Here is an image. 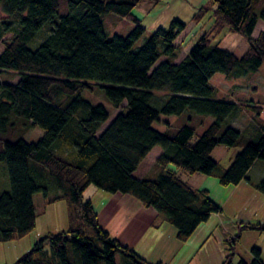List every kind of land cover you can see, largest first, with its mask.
Here are the masks:
<instances>
[{
  "label": "trees",
  "instance_id": "trees-1",
  "mask_svg": "<svg viewBox=\"0 0 264 264\" xmlns=\"http://www.w3.org/2000/svg\"><path fill=\"white\" fill-rule=\"evenodd\" d=\"M146 0H0L7 15L0 22V71L20 74L17 82L0 80V168L10 188L0 190V241L32 232L37 213L34 195L46 203H67L69 229L38 240L14 264H166L151 262L113 237L85 191L91 185L111 194H129L177 229L188 242L211 216L223 208L208 189L195 188L170 168L217 177L223 186L248 180L258 160L264 161L263 107L218 99L211 82L217 73L240 78L264 65V0H210L195 13L200 22L212 12L214 24L187 55L175 42L187 23L174 19L137 46L146 29L134 14ZM69 12L63 14L61 9ZM114 13L137 26L126 36L109 38L103 16ZM60 18V20H57ZM49 22L50 34L37 48L29 44ZM224 30L243 35L250 46L238 56L213 43ZM13 33L11 39H4ZM103 89L115 109L87 100L82 92ZM169 92L156 103V91ZM126 103L123 105V103ZM123 105V106H122ZM251 110L252 122L242 130L225 126ZM211 115L215 121L203 134L192 124L154 127L161 114ZM191 119V118H190ZM44 135L24 139L28 128ZM241 148L226 168L212 154L217 146ZM156 174L135 172L156 147ZM2 164V165H1ZM50 186L56 193L50 195ZM264 194V178L256 186ZM222 264H264L261 250L234 262L236 243L245 230H264V223L241 222Z\"/></svg>",
  "mask_w": 264,
  "mask_h": 264
},
{
  "label": "rangeland",
  "instance_id": "rangeland-1",
  "mask_svg": "<svg viewBox=\"0 0 264 264\" xmlns=\"http://www.w3.org/2000/svg\"><path fill=\"white\" fill-rule=\"evenodd\" d=\"M210 0H146L134 9V14L141 20L142 26L146 29L137 46H142L150 37L152 32L163 27L168 28L174 19H179L187 23V28L176 40V44L181 46L182 51L178 60L183 59L189 50L195 45L200 37L209 32L214 24L212 12H208L200 22H194L193 17L199 8L207 6ZM63 14L69 12L68 8L63 6ZM6 14L0 7V22L6 18ZM60 20V18H57ZM104 27L109 38L116 36L126 37L137 24L126 17L114 13H106L103 16ZM53 23H47L37 34L36 38L29 44L32 49H37L46 37L50 34ZM13 33H8L4 39H11ZM213 43L220 47L232 51L238 56H242L250 44L241 34L232 33L224 30L221 34L213 38ZM5 49V45L0 43V54ZM20 74L15 71L1 72L0 80L8 82H17ZM211 82L218 88L217 98L231 100L238 103L256 104L263 107L261 118L264 120V65L257 70L249 71L240 78H228L223 73H217ZM167 91H156V103L163 102L164 97H168ZM82 95L93 103L104 104L113 112L112 121L120 109H115L113 103L108 99L103 89L95 87L94 91L85 90ZM126 104L125 102L123 105ZM122 105V106H123ZM256 113L251 110L242 112L238 118L229 119L225 126H233L243 131L245 125L252 122ZM191 118V119H190ZM215 121L211 115H196L186 112L184 115H164L161 114L160 121L154 123V127L161 132H165L169 125L182 126L192 124L196 127L198 134H203L208 127ZM44 135V130L40 127L28 128L24 132V139L29 142L38 141ZM162 147L156 146L140 165L137 176H153L156 174V158ZM241 148H232L220 145L213 151V158L219 161L224 167L228 168L235 159ZM2 165V164H1ZM170 168L178 171L181 177L189 185L208 189L211 197L223 208L221 213L211 216L209 221L199 227L198 235H195V241L183 242L187 244V253L183 250L175 258L173 264H178L183 255H191V264H222L226 255L229 254V243L232 238L240 233L239 225L241 222L264 223V194L257 189V185L264 178V161L258 160L251 171L248 180H244L242 185L223 186L219 179L214 176L203 173L188 174L179 170L171 164ZM10 188V181L6 168H0V190ZM50 195L56 193L50 186ZM96 190V191H95ZM108 196V192L91 185L85 191V197L93 199L97 207L102 203L103 197ZM34 204L37 213V222L35 229L22 238L8 242L0 241V264H14L27 251L32 249L34 244L49 233H59L69 229L67 203L64 200L47 204L43 192L34 195ZM154 210V209H153ZM164 222V231L170 241L176 242L175 253L182 246L181 241L175 239L177 229L170 223L163 221L162 217H157L156 223ZM206 235V236H205ZM197 236V237H196ZM205 236L202 243H197L199 237ZM177 240V241H176ZM192 242V243H191ZM191 244V245H190ZM186 246V245H185ZM256 247L261 250V258L264 261V230H245L241 233L240 240L236 243V255L234 262L237 263L241 258L250 261L253 258L252 249ZM175 253H170L167 259H173ZM156 258L155 263L161 261Z\"/></svg>",
  "mask_w": 264,
  "mask_h": 264
},
{
  "label": "crops",
  "instance_id": "crops-1",
  "mask_svg": "<svg viewBox=\"0 0 264 264\" xmlns=\"http://www.w3.org/2000/svg\"><path fill=\"white\" fill-rule=\"evenodd\" d=\"M161 153L162 151L158 152L157 158ZM256 164L257 162L251 168L248 175H250ZM138 177L142 178L144 176ZM243 182L244 180L236 185L235 188L237 189V186L242 185ZM102 197L103 201L98 207L95 205L93 199L91 197L89 198L93 201L99 214L101 225L108 230L113 237L118 238L123 244L133 247L147 260L156 262L154 261L156 258H161L159 262L173 264L175 258L181 254V251L184 250L187 253L189 246L187 247V244L183 242H181L182 246L179 247L175 253L176 242L170 241L166 230L164 231L166 227L164 226V222L161 224L156 223V219L159 216L154 208L145 207L137 198L129 194L110 193L108 196L102 194ZM198 231L199 229L196 233H198ZM196 233L190 241H195L194 237L198 235ZM205 236L199 237L197 243L201 244ZM175 239H177V231L175 232ZM170 253H175V256L171 260L167 259ZM190 256L191 255L181 256L178 264H191L189 261L191 260Z\"/></svg>",
  "mask_w": 264,
  "mask_h": 264
}]
</instances>
